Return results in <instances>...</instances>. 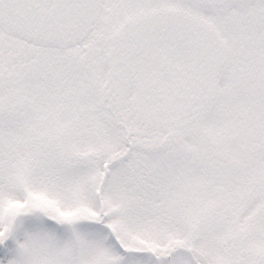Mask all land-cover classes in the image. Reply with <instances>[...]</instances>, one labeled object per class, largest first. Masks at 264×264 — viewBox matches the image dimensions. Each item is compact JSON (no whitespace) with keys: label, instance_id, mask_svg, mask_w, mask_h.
<instances>
[{"label":"snow or ice","instance_id":"obj_1","mask_svg":"<svg viewBox=\"0 0 264 264\" xmlns=\"http://www.w3.org/2000/svg\"><path fill=\"white\" fill-rule=\"evenodd\" d=\"M0 264H264V0H0Z\"/></svg>","mask_w":264,"mask_h":264}]
</instances>
